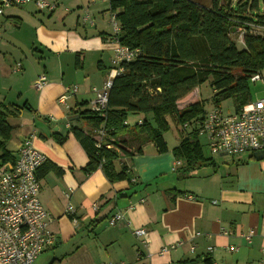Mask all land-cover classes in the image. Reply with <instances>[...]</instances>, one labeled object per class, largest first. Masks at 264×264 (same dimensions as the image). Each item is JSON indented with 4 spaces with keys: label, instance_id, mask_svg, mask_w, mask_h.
<instances>
[{
    "label": "crops",
    "instance_id": "crops-1",
    "mask_svg": "<svg viewBox=\"0 0 264 264\" xmlns=\"http://www.w3.org/2000/svg\"><path fill=\"white\" fill-rule=\"evenodd\" d=\"M13 8L17 7L6 8L0 16V107L7 112L9 123L19 126L18 140L9 149L16 154L21 142L36 132L32 143L46 156L40 169L48 172L38 178L39 198L53 218L50 228L57 237L52 247L56 264H186L189 260L206 264L208 258L211 264H258L264 257V157L256 159L255 151L233 156L203 150L210 160L185 176L180 171L183 160L172 150L181 141L178 130L172 140L164 133V152L153 142H143L140 134L125 133L117 140L134 154L121 151L114 166L119 172L126 166L131 180L111 181L101 168L87 171L90 158L73 128L84 132L89 128L75 111L80 101L92 107L93 88L102 89L113 79L110 62L115 42L109 40L104 25L97 28L101 34L85 31L83 35L67 29L66 24L61 26L60 19V23L36 26L28 48L26 37H18L24 18ZM104 10H98L101 16ZM56 14L61 18L57 9L49 13ZM25 49L39 52L40 58L30 53L29 59ZM21 52L28 61L21 70L31 69L26 86L16 78L11 80L21 70L6 61L8 55L14 58ZM92 57L97 61L86 71L85 63ZM40 73L46 74L48 83L38 91L33 83ZM73 85L78 92L67 93L65 89ZM62 95L67 97L59 101ZM141 118V114L132 115L128 122ZM178 160L180 164L175 163ZM95 203L98 210L93 208ZM130 203L135 207L128 209ZM69 204L73 211L67 210ZM117 211L125 218L110 225L109 216ZM136 228L146 230L147 247L134 234ZM251 229L255 233L245 238ZM172 244L176 248L159 254ZM139 248L144 255L140 259L136 255Z\"/></svg>",
    "mask_w": 264,
    "mask_h": 264
},
{
    "label": "trees",
    "instance_id": "trees-1",
    "mask_svg": "<svg viewBox=\"0 0 264 264\" xmlns=\"http://www.w3.org/2000/svg\"><path fill=\"white\" fill-rule=\"evenodd\" d=\"M258 4L259 0H238L234 6L231 0H212L209 5L197 0H110L121 25L120 43L139 52L123 64V72L113 75L104 107L98 110L88 107L87 101L79 102L75 112L89 130L73 129L90 158L85 169L101 168L111 181L131 180L126 166L120 172L114 166L121 151L134 154L117 137L137 133L143 142H153L164 152L163 137L171 124L181 137L172 150L183 160V175L210 160L197 134L181 130L183 123L205 113L203 101L183 108L177 103L206 82L214 90L211 97L216 105L233 97L237 110L251 101L249 81L264 70V33L251 28L264 26V12ZM238 28L244 29L242 48L231 36ZM139 114L143 118L129 127L128 118ZM6 117L0 107V166L14 163L18 154L8 143L18 140L19 126ZM99 127L106 130L102 138L96 132ZM45 163L37 168L39 179L48 172L40 169ZM205 262L211 264L209 258Z\"/></svg>",
    "mask_w": 264,
    "mask_h": 264
},
{
    "label": "built area",
    "instance_id": "built-area-1",
    "mask_svg": "<svg viewBox=\"0 0 264 264\" xmlns=\"http://www.w3.org/2000/svg\"><path fill=\"white\" fill-rule=\"evenodd\" d=\"M34 2L40 11L49 13L55 11L59 6L56 0H0V16L5 9L11 6H22ZM97 1L108 3L109 17L108 24L112 25L113 33L111 41L115 42L111 65L115 67V75L123 72V64L134 59L139 50L130 48L120 43L117 35L121 31V25L117 20V12L111 11L110 0H90L88 9L81 16L83 25L95 27L96 22L93 15L89 12L91 4ZM253 31L264 33V26H252ZM243 34V33H242ZM20 63L15 65L17 70H21ZM45 73H40L34 81L36 89H43L48 80ZM263 80V72L254 74L251 81ZM112 79L106 81L102 89L93 88L96 92V99L92 101V107L100 109L105 106L108 88L111 86ZM77 85L67 87L65 90L69 94L78 92ZM66 95L59 97V101H64ZM195 125L197 133L206 136L209 142V149L212 155L226 153L237 155L245 151L264 150V98L256 101L251 100L246 105L238 108L234 113L225 114L218 107L205 112L202 117H197L195 121L183 123L182 128L187 133L189 126ZM99 138L106 134V130L98 128L96 131ZM36 132L29 134L18 149V154L14 163L0 166V264H32L35 258L42 252L52 248L57 243V237L52 233L50 224L52 216L43 207L39 198L41 184L37 177V168L46 160V156L35 148L33 142ZM180 160L176 164H180ZM143 201V200H141ZM68 211H73L74 206L67 205ZM130 203L128 209L134 208ZM93 208L98 210V205L93 204ZM122 211H117L109 216L110 225H115L125 217ZM146 230L136 228L134 234L138 237L142 247H147ZM255 230L245 235L250 239ZM176 248L172 244L161 249L159 254H163L170 249ZM210 250H213L210 247ZM264 253V247H263ZM143 250H137V257H142ZM99 264H125L123 262L106 261ZM258 264H264V257Z\"/></svg>",
    "mask_w": 264,
    "mask_h": 264
},
{
    "label": "rangeland",
    "instance_id": "rangeland-1",
    "mask_svg": "<svg viewBox=\"0 0 264 264\" xmlns=\"http://www.w3.org/2000/svg\"><path fill=\"white\" fill-rule=\"evenodd\" d=\"M60 1V5L57 8V11H61V18L56 15H49L48 12L46 11H40L38 10V8H35V4L31 1L30 3L26 4L25 6H11V7H17V8H13L15 12H19L20 15L23 16L24 21H23V26L20 27L22 31H20V33H18V37H26V39H24V41H26V47H30L31 46V42H32V33H34V28L36 26L39 25H43V23L46 26H49V24L53 21L60 23V19H61V26L62 24H66V28L67 29H77V31L83 35H85V31L90 32L89 35L92 34H98L99 33V29H97L100 25H104L107 28V33H109V40H110V36H112L113 33V27L112 25L108 24L107 22V18L109 17V6L108 3L106 2H102V1H97L96 4H91L90 5V9L89 12L90 14H92L94 17L93 19H95V22L97 24V27H90L89 25H83L82 20L80 18V16L83 15V12L86 11L87 9V5H89V0H59ZM199 2H201L202 4H211L212 0H197ZM232 1V5H236V3H238V0H231ZM225 3V1H224ZM231 5V6H232ZM259 7L260 10H262V12H264V0H259ZM9 8V7H8ZM105 9L104 11L106 12V14L104 16L100 15V10ZM99 10V11H98ZM65 11V12H64ZM66 13V14H63ZM80 14V15H79ZM79 15V17H78ZM76 22L78 23L76 26L74 25V27L69 26V24H76ZM15 25H18L15 23ZM243 28H238L236 31H233L231 33L232 38L235 40L236 45L239 48H242L244 45L243 43ZM253 31V30H252ZM257 31V30H256ZM255 32V31H254ZM259 32V31H257ZM26 34V35H25ZM33 49H31V52L27 51L25 49V53L27 54V56L30 59V53H34L35 56L37 58H40V53L33 51ZM94 57H92L91 59L87 60V63H85L87 65L86 71H89V69H93L94 65L93 63L97 61V58L93 59ZM93 59V60H92ZM16 60V61H15ZM22 60V61H21ZM27 57L24 53H17V55L14 58H11V55L7 56V63L11 64H17L20 63L22 65V63H24V65H28V61ZM92 60V61H91ZM95 64V63H94ZM20 65V66H21ZM26 67V66H25ZM113 67V71L115 73V67L112 65ZM264 74V70L262 71ZM31 74V69L29 68L27 70H21V71H17L14 72L13 77H12V81H14V79H18L20 81V85H24L26 86V84L28 85L27 81H28V76ZM8 82V81H7ZM249 86H250V91H251V100L256 101L258 99H262L264 98V82L263 80H255L253 81H249ZM7 84L9 85H14L13 83L8 82ZM34 85V83H33ZM197 91L193 93L188 94L184 99L183 102L179 103V107H185L188 104L194 103L196 101H203V110L205 112L210 111L211 109L218 107L219 110H223V112L225 114H231L234 113L236 111V105L234 102L233 97L232 98H227L223 101H221L218 105H216L214 103V101L212 100V95L214 93V90L212 89L211 85L209 84V82L206 83H202L200 84V86H198ZM194 89V90H195ZM197 95V96H196ZM196 96V97H195ZM202 117V116H200ZM199 118V117H198ZM197 118H193L192 121H195ZM131 122V121H130ZM136 123L133 122L130 124L129 127H131V125H134ZM183 130V129H181ZM167 138H169L170 140L174 139L176 136V126L171 124V129H169V131H167ZM187 133L192 134V133H196L198 136L199 134L196 131V127L195 125L193 126H189L187 128ZM200 143L202 145V149L204 150V152L206 153H210V149H209V142L206 138V136L200 135ZM9 144V148H14V145L12 142L8 143ZM56 250H54L53 248L46 250V252H42L41 254H39L35 260L33 261L32 264H49L52 259H54L53 257L55 254ZM101 263V262H99ZM98 263V264H99Z\"/></svg>",
    "mask_w": 264,
    "mask_h": 264
},
{
    "label": "water",
    "instance_id": "water-1",
    "mask_svg": "<svg viewBox=\"0 0 264 264\" xmlns=\"http://www.w3.org/2000/svg\"><path fill=\"white\" fill-rule=\"evenodd\" d=\"M254 155H255L256 159H261L264 157V150L255 151Z\"/></svg>",
    "mask_w": 264,
    "mask_h": 264
}]
</instances>
